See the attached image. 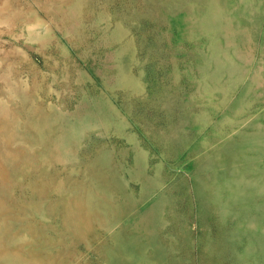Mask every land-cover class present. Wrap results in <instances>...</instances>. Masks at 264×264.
Here are the masks:
<instances>
[{"label": "rangeland", "instance_id": "374dc122", "mask_svg": "<svg viewBox=\"0 0 264 264\" xmlns=\"http://www.w3.org/2000/svg\"><path fill=\"white\" fill-rule=\"evenodd\" d=\"M0 264H264V0H0Z\"/></svg>", "mask_w": 264, "mask_h": 264}]
</instances>
